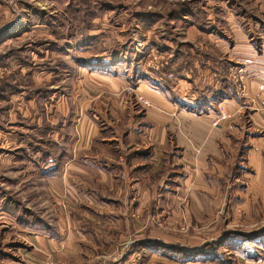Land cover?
I'll return each mask as SVG.
<instances>
[{
	"label": "crops",
	"instance_id": "obj_1",
	"mask_svg": "<svg viewBox=\"0 0 264 264\" xmlns=\"http://www.w3.org/2000/svg\"><path fill=\"white\" fill-rule=\"evenodd\" d=\"M227 14L223 13V18ZM21 21L22 18L14 22L6 18L5 5L0 3V29L10 24L0 33V156L3 159L8 156L9 161L11 157L22 158L19 154H28L25 148L35 145L28 159L40 165L41 175L50 177L52 192L57 193L54 196L58 198L60 190L66 187L69 195L65 201L72 203L71 209L81 213H76L80 217H67L66 229L61 227L54 232L45 228L31 232L21 254L23 264H123V261L139 264L140 255L146 264H152V260L160 264H230L233 261L264 264V244L252 243L244 234L224 231L226 234L221 237L218 233L217 237L209 238L208 246H203L205 241L198 243V236H194L193 243L185 244L156 229L146 217L148 212L138 214L141 209L148 211L155 201L154 176L158 171L162 176L173 177L167 179L164 204L173 206L177 197L180 201L176 207L185 202L179 216H190L191 211L186 207L194 209V202L202 198L198 195L200 191L213 193L211 204L215 200L218 186L210 185L209 190L204 176H219L229 167L234 155L230 146L235 141H231L229 131L234 127L228 119L242 108L234 85L224 72L223 62L245 64L248 95L251 100L264 104V41L261 37L257 42L248 43L242 39L245 51L238 57L234 49L240 41L226 43L214 19H207L203 26L198 24V36L203 39L205 28H211L207 34L216 44H221L223 49H218L223 56L192 55L186 75L175 83L163 80L165 85L159 81L150 84L149 79L137 83L134 92L149 102L143 107L141 118L137 111L128 110L126 115L127 106L120 100L122 89L129 83L128 77L79 68L83 74L77 89L73 86L70 90L51 93V97L56 95L51 98V107H55L52 113L55 121H51V125H43L37 107L42 88L33 91L28 87L15 90L20 96L19 113L18 123L12 124L9 38L22 26ZM189 70L198 71L195 79L188 77ZM254 111V115L258 114L257 108ZM223 113L226 119H222ZM27 114L35 118L31 125ZM258 122L257 126L253 123L251 128H244L241 137L244 150L239 173L252 177L250 184L242 185L244 191H251V184L264 182V133L252 129L264 130V123ZM69 127L74 135L66 140L60 129ZM223 142H226L224 146ZM12 144L18 151L11 150ZM64 144L68 155L64 156L62 171L64 166L60 168L55 163L58 156L55 147L63 148ZM177 160L178 163L174 162ZM63 173L67 177H94V188L100 193L95 194L91 191L94 188L85 183L89 191L83 188L79 192L68 178L60 182L57 176ZM172 185L175 189L170 187ZM191 218L197 226L198 218ZM257 236L264 241V233ZM108 257H113V261H107ZM98 258H102L100 263L96 261Z\"/></svg>",
	"mask_w": 264,
	"mask_h": 264
},
{
	"label": "rangeland",
	"instance_id": "obj_2",
	"mask_svg": "<svg viewBox=\"0 0 264 264\" xmlns=\"http://www.w3.org/2000/svg\"><path fill=\"white\" fill-rule=\"evenodd\" d=\"M0 3L5 5L6 18L12 22L22 18V26L13 31L9 38L12 124L14 121L18 123L19 113L20 96L15 90L28 87L33 91L42 88L37 107L42 114L43 125H51V121H55L52 115L55 107H51V98L56 96L51 97V93L70 90L73 86L77 89L82 81V68L128 77L129 83L122 89L120 100L127 106L124 110L126 115L128 110L132 113L137 111L141 118L143 107L147 104L142 103L139 100L141 96L134 92L137 83L144 79H149L150 84L159 81L165 85L163 80L175 83L186 75L192 55L223 56L218 49H223L221 44H216L214 38L207 34L212 31L211 28H205L206 34H202L204 39L198 36V24L203 26L207 19H214L213 23L225 35L226 43L230 45L240 41L234 49L238 57L245 51L242 39L248 43L257 42L261 37V41H264V0H0ZM222 11L225 14L228 12L225 18ZM190 13L192 15H185ZM199 39L202 42H198ZM223 63L224 72L234 85L242 108L228 119L234 127L233 131H229L231 141H235L230 146L234 155L229 167L219 176H204L209 190L210 185L218 186L219 192H214L215 200L211 204L213 193L200 191L198 195L202 198L198 199L200 202H194V209L186 207L191 211L190 216H179L185 202H180V207H176L180 201L177 197L173 206L164 204L167 179L173 177L162 176L158 171L154 176L155 201L148 211L142 212L141 209L138 214L146 215L148 212L146 217L156 229L171 234L185 244L193 243L192 238L198 236V243L205 241L203 246H206L209 238L217 237L218 233L221 237L225 232L244 234L252 239V243L264 244V241L257 239L259 233H264V182L251 184V191H244L242 185L250 184L252 177L239 173L244 150L241 139L243 129L251 128L253 123L259 125L258 121L264 123V104L251 100L248 95V70L245 64ZM197 75V70L190 71L188 77L195 79ZM254 108H257L258 114L254 115ZM49 109L50 112H47ZM32 116L27 114L30 125L35 120ZM61 119L57 122L59 125ZM252 129L264 133L263 128ZM73 131L70 127L63 128L60 134L67 140L74 135ZM55 149L58 154L55 163L60 168L64 166V171L63 160L68 155L66 144L63 148ZM11 150L18 151L13 144ZM25 150L28 154H19L22 158L11 157L10 161L8 156L5 159L0 156V264H23L21 254L35 229L60 231L61 227L66 229L68 226V216H81L78 215L80 212L71 209L72 203L65 201L69 195L66 187L60 190L58 199L54 196L57 193L52 192L50 177L41 175L40 165L28 159L35 145ZM174 162L178 163V160ZM57 177L60 182L68 178L79 192L83 188L89 191L85 185L93 188L96 185L94 177H67L65 173ZM206 185L202 186L207 189ZM91 191L100 193L97 188ZM189 217L198 218L197 226L192 218L188 223ZM139 257V264H146L142 255ZM100 259H96L97 263H100ZM113 259L108 257L107 261ZM150 262L160 264L155 260Z\"/></svg>",
	"mask_w": 264,
	"mask_h": 264
},
{
	"label": "built area",
	"instance_id": "obj_3",
	"mask_svg": "<svg viewBox=\"0 0 264 264\" xmlns=\"http://www.w3.org/2000/svg\"><path fill=\"white\" fill-rule=\"evenodd\" d=\"M139 100H140L142 103L147 104V105H148V103H149L147 100H145V99L142 98V97H140ZM221 117H222V119H226V115H225L224 113L222 114Z\"/></svg>",
	"mask_w": 264,
	"mask_h": 264
},
{
	"label": "water",
	"instance_id": "obj_4",
	"mask_svg": "<svg viewBox=\"0 0 264 264\" xmlns=\"http://www.w3.org/2000/svg\"><path fill=\"white\" fill-rule=\"evenodd\" d=\"M9 26H10V24H8V25L2 27V28L0 29V33H2L3 31H5Z\"/></svg>",
	"mask_w": 264,
	"mask_h": 264
}]
</instances>
